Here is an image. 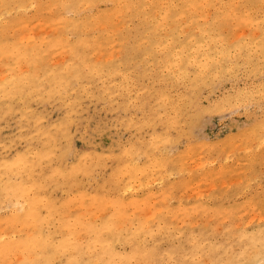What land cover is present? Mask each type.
I'll return each instance as SVG.
<instances>
[{
	"label": "rangeland",
	"instance_id": "1",
	"mask_svg": "<svg viewBox=\"0 0 264 264\" xmlns=\"http://www.w3.org/2000/svg\"><path fill=\"white\" fill-rule=\"evenodd\" d=\"M0 9V264H264V0Z\"/></svg>",
	"mask_w": 264,
	"mask_h": 264
},
{
	"label": "bare ground",
	"instance_id": "2",
	"mask_svg": "<svg viewBox=\"0 0 264 264\" xmlns=\"http://www.w3.org/2000/svg\"><path fill=\"white\" fill-rule=\"evenodd\" d=\"M227 7V6H226ZM1 10V9H0ZM206 26V25H205ZM205 29V28H204ZM206 33V32H205ZM131 35V34H130ZM29 38V37H28ZM31 38V37H30ZM57 38V37H56ZM22 41V40H21ZM28 41V40H27ZM22 44V43H21ZM1 51V50H0ZM207 52V51H206ZM24 53V52H23ZM25 54V53H24ZM19 56V55H18ZM17 62V61H16ZM199 63V62H198ZM231 63V62H230ZM19 66V65H18ZM5 77V76H4ZM3 77V78H4ZM121 77V76H120ZM2 78V77H1ZM5 79V78H4ZM3 79V80H4ZM1 82H2V80H1ZM3 82H5V80L3 81ZM46 82V81H45ZM7 83V82H6ZM3 85V84H2ZM1 85V86H2ZM5 85V84H4ZM3 85V86H4ZM18 85V84H17ZM35 85V84H34ZM5 87V86H4ZM61 88V87H60ZM5 89V88H4ZM13 89V88H12ZM3 90V89H2ZM8 91V90H7ZM14 96V95H13ZM249 103V102H248ZM56 132V131H55ZM44 133V132H43ZM49 135V134H48ZM38 159V158H37ZM77 165V164H76ZM38 172V171H37ZM88 172V171H87ZM20 174V173H19ZM49 176V175H48ZM10 179V178H9ZM26 186V185H25ZM21 187V186H20ZM29 191V190H28ZM20 194V193H19ZM77 194H79V193H77ZM39 196V195H38ZM80 196V195H79ZM76 197V196H75ZM59 198V197H58ZM51 199V198H50ZM71 201H72V199H71ZM39 202V201H38ZM135 202V201H134ZM132 203V202H131ZM50 204V203H49ZM119 205V204H118ZM124 205V204H123ZM54 206H56V205H54ZM84 206V205H83ZM106 206V205H105ZM144 207V206H143ZM179 207V206H178ZM36 209V208H35ZM48 209H49V207H48ZM33 210H34V208H33ZM53 211V210H52ZM54 211H55V208H54ZM94 212V211H93ZM30 213V212H29ZM49 213V212H48ZM66 213V212H65ZM33 214V213H32ZM51 214V213H50ZM76 214V213H75ZM80 214V213H79ZM112 214V213H111ZM109 215V214H108ZM48 216V215H47ZM48 217H51V216H48ZM48 217H47V219H48ZM112 217V216H111ZM115 217V216H114ZM40 219V218H39ZM52 219V218H51ZM54 219V218H53ZM62 219V218H61ZM137 219V218H136ZM46 220V219H45ZM253 220V219H252ZM39 221V220H38ZM28 222H30L29 220H28ZM39 223H40V221H39ZM66 224V223H65ZM88 224V223H87ZM92 224V223H91ZM11 225V224H10ZM80 225V224H79ZM82 225H83V223H82ZM117 225H118V223H117ZM75 226V225H74ZM86 226V225H85ZM26 227V226H25ZM84 227V226H83ZM112 227V226H111ZM86 228V227H85ZM91 228V227H90ZM140 228H141V226H140ZM88 229V228H87ZM99 228H97V230H98ZM88 231V230H87ZM72 232V231H71ZM94 232V231H93ZM247 232V231H246ZM51 234V233H50ZM121 235V234H120ZM34 236V235H33ZM28 237V236H27ZM0 240H1V238H0ZM141 240V239H140ZM38 241V240H37ZM67 241V240H66ZM21 242H23V241H21ZM99 242H101V241H99ZM25 243V242H24ZM108 243V242H107ZM63 244H64V242H63ZM79 244V243H78ZM234 244V243H233ZM13 245V244H12ZM102 245V244H101ZM112 245V244H111ZM63 246V245H62ZM213 246V245H212ZM11 247V246H10ZM70 247V246H69ZM231 250V249H230ZM51 251V250H50ZM55 251V250H54ZM58 252V251H57ZM54 253V252H53ZM50 255V254H49ZM112 255V254H111ZM115 255V254H114ZM212 255V254H211ZM139 256V255H138ZM137 258V257H136ZM208 258V257H207ZM68 262V261H67ZM169 263V262H168ZM44 264V263H43ZM71 264V263H70Z\"/></svg>",
	"mask_w": 264,
	"mask_h": 264
}]
</instances>
